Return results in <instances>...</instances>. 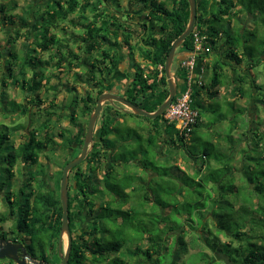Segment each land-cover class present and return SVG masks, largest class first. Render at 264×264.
<instances>
[{"label":"trees","instance_id":"1","mask_svg":"<svg viewBox=\"0 0 264 264\" xmlns=\"http://www.w3.org/2000/svg\"><path fill=\"white\" fill-rule=\"evenodd\" d=\"M47 1L44 9L35 10L38 11V15L31 24L32 29H36L35 34L31 29L27 33L39 49L51 50L53 48L56 50L51 56L52 59L54 54H57L56 56L63 54L60 46L62 40L51 31L53 25L56 26L60 23L66 25L70 23L73 27H82L83 33L74 36L80 37L84 42V51L92 53L96 49L102 48L103 44L108 47L103 50V59L93 58L91 67L87 71L89 80L99 86L97 95L94 97L87 92L85 96H80L76 93L72 103L69 102L68 108H73L70 114L71 124L73 127H78L79 99L83 101V106L79 107L81 116H90L99 95L105 91L104 87L107 86L105 85L106 77L102 74L103 69L98 64L106 63L105 60H109L112 64L110 68L116 67L120 70L119 61L123 57L120 53V49L123 47L120 35L124 37V43L130 46L131 39L128 36L138 33V29L124 25L118 14L121 11H118L117 8L115 9L118 12L114 11L109 16L108 14L101 16L102 12L99 11V7H102L103 4H100V0H93L94 2L85 0L84 3H79L78 0ZM95 1H98L99 6H96ZM109 1L111 5L121 6L120 0ZM139 1L143 4L141 8L148 9L146 19L150 22L148 23L144 19V22L140 23L148 35L146 40L148 47L143 50L142 56L146 62L145 67L151 65L153 68L147 70L137 63L132 51L130 53V58L133 60L131 65L133 64L135 71L132 72L130 82L124 88V97L139 107L153 112L169 96L165 61L173 41L188 25L190 3L189 0ZM170 3L172 4L169 5ZM34 6L35 4L29 5L30 15ZM199 6L203 11L197 16L193 32L187 36L180 47L187 51L192 50L194 33L200 31L208 35V42L212 46V51L208 55H214L217 58L208 64V68L211 67L214 72L211 80L192 94L193 106L198 110L194 129L189 136L181 135L175 128V124L169 123L164 115L151 119L137 115L130 110L118 109L109 103L103 106L100 129L96 131L92 149L85 159L90 164V172L86 177H78L81 173L77 171L82 163L77 164L71 170L76 171V180L73 186L77 190V196L81 198L82 205L78 209L79 213L73 210L74 197L71 194L73 186L69 181V219L72 235L69 264H87L88 261H91V264H264V128L250 125L251 118L247 114L248 107L246 105H237L236 101L229 99L224 103L218 101L221 87L224 84L223 78H228L226 68L231 67L235 72L232 78L235 83L232 93L236 95V92H239L242 98L255 101L258 110L264 109V83H259V74L253 71L255 67L264 65V24H258L259 10L251 9L250 4L245 0H197V12ZM237 6L238 9H236ZM89 8L94 17L89 23H85L81 17L86 16V11ZM261 8L264 13V6ZM244 10L253 16V25L234 26L232 22L236 19L241 20L239 16ZM0 11L7 12L4 6L0 7ZM75 13L80 15L77 17L78 19L73 16ZM263 15H260V20L264 22ZM9 17L12 18V15L9 14ZM10 20L13 22V19ZM154 21L159 23V31H156ZM225 25L228 29L224 27ZM122 29L130 34L120 33L119 31ZM19 32L16 33V36H20ZM112 35H115L114 39H111ZM16 36H11V39ZM13 42L14 40H8L9 44ZM12 46L13 44H11L10 50L7 49L10 56L5 61L9 72L7 78H12L15 83L20 82L22 89L27 91L26 97L30 95L29 101L39 104L41 99L37 94L44 84L43 80H49L45 72L37 69L30 78L25 75L17 77L14 68L20 59L35 66L33 59L38 58V55L35 53L32 56L29 50L20 55L12 51ZM34 51L37 52V49ZM4 54L5 51L0 49L1 59ZM67 55L78 58L72 47H69ZM62 61L63 57L60 58L59 63ZM244 61H246L245 67L248 71L237 72L239 66L234 64ZM73 64H75L73 61L68 62V67ZM159 65L163 66L162 75H160ZM97 69L101 73V77H98ZM118 70L112 71L117 80L127 76L130 72L122 74L118 73ZM77 75L78 73H76L78 79ZM188 75V68L182 66L181 63L176 65L174 76L177 88L178 79L187 82ZM7 84L8 81L2 79L4 92H6ZM256 88H258L257 92ZM72 90H76V87H72L70 91L72 92ZM4 92L2 97L5 95ZM180 94L178 90L174 101ZM205 97L215 98L219 103H209ZM13 102L16 106L22 107L21 115L28 113L29 109L24 103L15 100ZM222 106L225 107L226 112L222 110L218 115H214V111L222 109ZM200 108H203L204 114ZM46 114V121H43L40 127L30 131L26 141L17 146L16 153L10 152L6 156L0 153V160L3 158L8 160L9 165L3 168V171L6 172L10 180L15 176L14 170L19 160L28 165H37L40 153L62 148L67 152V157L62 165L64 168L73 159V156H76L77 149L83 147L84 139L79 140L82 132L79 130V133L78 131L75 133L72 126L64 128L58 133L61 137L60 142L52 136H48V131L45 135H38L37 130L40 133L49 127L47 120L54 113L46 111ZM134 115L150 123L145 143L148 148L154 150L155 160H161L160 154H158V138L164 133L163 128L167 126L166 131L174 128L176 135L172 134L173 136L170 138H164V142L177 146V148H183L188 157L196 163V167L193 168V171L188 172L178 165L175 166L177 177L183 180V183L178 185L173 183L176 192L178 191L179 195H182L181 202L179 198H176L175 204L168 205L169 209H165L161 204L163 202L160 201L157 204V209L153 208L148 219L142 218L139 221V227L135 229V232L124 234L123 226L132 222L129 217L132 211L137 208L136 204L131 201L136 195L144 192V189H141L142 185L146 187L149 181L153 180L158 183L157 176L161 174L160 171L154 170L155 166L150 169L147 160L143 161L140 158L143 153L149 157V149L146 146L142 145L141 151L135 150L131 159H128L125 151L120 152L119 148L124 145V142L119 141L121 128L116 123L121 117ZM205 116L206 122L203 118ZM258 121L264 125V118L260 115L257 117ZM203 123L207 126L208 135L205 136L212 143L197 152V150L191 149L192 144L189 142L198 140L199 129ZM218 123H221L218 126L219 129L214 130ZM17 128L18 126L13 127L14 130ZM129 130L132 129L129 128ZM7 135L4 134L2 139H8ZM4 141L0 142V149ZM241 141H244L245 144L242 147ZM69 150H73V152L69 153ZM235 150L240 156L239 165L233 163ZM129 163L141 170L151 171L154 175L147 182L146 178L134 171L127 172ZM102 165H105L102 179L104 186L100 187L101 181L97 179L95 172L101 169ZM121 165L122 168H120ZM3 171L0 167V176ZM40 173L41 170L37 172V174ZM237 173L240 174L239 177H237ZM62 175L63 169L59 171L54 188H44L45 181L43 180L45 179L42 176V179L38 180L36 184L39 190H36L32 182H28L29 179L32 181L36 179L35 172L30 171L29 178L26 179L23 186L31 188L27 194L26 189L22 188L24 198H17L10 189L7 194L5 192L10 213L15 215L17 210L19 214L15 224L16 232L29 237L27 245L29 254L36 259H44L52 264L61 263L59 253L55 252L53 255L52 249L58 245L62 229L63 212L60 199ZM132 176L138 177V180L129 181ZM230 179L231 181H229ZM1 180L0 177V189L4 191L6 183ZM136 182L140 186L136 185L137 187L132 188L133 183ZM43 188L45 190H42ZM95 198L103 200L97 209H94ZM125 206L128 208L124 209ZM145 210L147 212L148 208L146 207ZM77 214H86L87 217H90L91 220L87 222L86 229L77 228L79 224ZM5 219L6 217L0 218V222ZM178 230L180 233H175ZM78 232H80L79 236H76ZM220 234L225 235L227 240H223ZM170 239H173L172 242ZM191 248H198V251L191 253ZM120 253L126 254L129 259H121L118 255ZM219 256L220 258H218ZM9 264L15 263L10 261Z\"/></svg>","mask_w":264,"mask_h":264},{"label":"rangeland","instance_id":"2","mask_svg":"<svg viewBox=\"0 0 264 264\" xmlns=\"http://www.w3.org/2000/svg\"><path fill=\"white\" fill-rule=\"evenodd\" d=\"M79 3H84L85 0H78ZM93 1V0H90ZM134 2V0H131ZM47 0H0V7L4 6L7 10V12L0 11V49L5 51V54L2 56V59L0 58V142L4 141V144L2 145V148L0 149V153L3 156L8 155L10 152L16 153L17 152V146L23 142L26 141L27 135L30 133L31 130H34V128H37L38 126H41V123L43 121H46L47 114L46 111H52L54 114L48 118L47 122L49 127L45 129L44 131L38 133V135H45L47 133L48 136H52L56 141L60 142L61 137L59 136V132L64 128H70L72 126L70 121V114L73 111V108H68L69 102L72 103V99L75 94H79L80 96H85L87 92L90 93L92 96H96L98 93L99 86L94 84L93 81L89 80V75L87 76V71L91 67V63L93 58H100L103 59L102 53L104 48L107 47L106 44H103L102 48L96 49L94 52L90 53L88 51H84L85 45L82 39L78 35L83 33L82 27H73L70 23L64 24L60 23L56 26L51 27V31L56 33V35L62 40L61 41V48L63 54V61L59 63V60L61 55L56 56L57 54H54V58L52 59V54L55 49L51 50H45L36 46V43L33 42L32 37H28L27 31L30 29L33 30V33L35 34L36 29H32L31 24L35 21V18L38 15V11H35L36 9H44L45 4L47 3ZM94 2V1H93ZM100 4L102 7H99V11H101V16L105 14L113 13L115 11H121L118 12V14L121 17V21L124 25L130 26L132 29H138V33H132L128 31H124L123 29L119 31L120 33L124 32L125 34H130V46L126 45L124 43L125 40H123V36L120 35V41L121 44H123V47H126L124 50V54L122 57V60L119 61V68H128L133 67L131 65L132 61L130 58V53L133 51V55L136 59V62L144 65L145 62L142 55H143V42L142 40L145 38L147 39L148 36L146 31L144 30L143 26L140 24L144 22V19H146L147 15V8H141L140 12H133L134 10L138 9V5H143L142 2L137 0V3L135 6H132L130 9L129 3L130 0H120L121 6L119 5H111L110 1L108 0H100ZM114 2V1H112ZM245 2L249 3L251 6V9H258V24L263 25L264 22L261 19V16L264 14L263 9L261 7L264 6V0H245ZM96 6H99L98 1ZM35 4L34 10H32V14H29V5ZM170 3L169 5H171ZM44 6V7H43ZM117 8L118 11L115 9ZM239 7L237 6L236 9ZM203 11L202 7H198V14H200ZM260 12V13H259ZM9 14L12 15V18L9 17ZM130 14V15H129ZM261 15V16H260ZM76 19L77 17H80L79 13H75L73 15ZM87 16V17H86ZM86 16H82V20L85 23H89V21L94 17L92 15V11L89 8L86 11ZM264 16V15H263ZM252 15H250L247 11H242L239 18L241 20L236 19L232 24L234 26H239V24H243L245 26L253 25ZM140 20H136V19ZM10 19H13V22H11ZM139 21V22H138ZM146 21L150 23L147 19ZM119 22V21H117ZM136 24V26H135ZM154 26L156 27V31H159V23L157 21L153 22ZM219 24V23H218ZM226 27V25L224 26ZM228 29V27H226ZM19 32L20 36H16V33ZM16 36L11 39V36ZM115 35H112L111 39H114ZM127 36V35H126ZM125 36V37H126ZM132 36V37H131ZM261 37V36H260ZM14 40L13 43H8V40ZM11 44H13L12 51H15L19 53L20 55H23L25 52L29 50L30 53H32V56H34L35 53H37L38 58H34L33 62L35 63V66H33L30 62H25L24 59H20L16 62L15 68V76L20 77L22 75H25L27 78L32 77L35 70H43L49 79L48 81L43 80V86L38 92V96L41 99V102L39 104H36L34 102H30V95L26 97L27 91L23 90L20 82L15 83V81L12 78H7L9 72L7 71V67L5 66L6 59L10 56L7 52V49H11ZM27 45V46H26ZM69 47L73 48V52L78 56V58H73L71 55H67ZM123 47L120 50H123ZM108 48V47H107ZM180 48V47H179ZM34 49H37V52L34 51ZM132 49V50H131ZM56 51V50H55ZM56 56V57H55ZM71 56V58H70ZM217 56L212 55L211 60L209 64L215 59ZM2 60V61H1ZM47 61H50L47 63ZM73 61V64L71 67H68V62ZM82 61V62H81ZM106 63H99L98 66L103 69L102 74L106 77V84L107 86L104 87L106 91L115 92L121 96H124V88L126 85L130 82L132 72L128 73V70L126 71L128 75L123 77L120 80H117V77L114 75V70L116 67L110 68L112 65L109 60H105ZM47 63V64H45ZM78 64V65H77ZM238 65L237 72H247L248 69L246 66V61L241 62L240 64H234ZM145 67V66H144ZM176 65L173 66V70H175ZM147 70L150 67H145ZM151 69V68H150ZM255 73H258V81L259 83H264V65L257 66L255 69H253ZM76 73H78V79L76 78ZM213 69L209 67L207 68V72L205 74L206 84L211 80L213 76ZM226 75L228 78H223L224 84L221 88V94L218 98V101L221 103H224L225 100H232L236 101L237 105H246L247 108V114L250 116V125L253 127H262L264 128V125L261 122H257V117L260 115L264 118V109L258 110L257 105L255 101H252L250 99L242 98L240 96L239 92H236V95L232 93V90L234 89L235 83H233L232 78L234 75V70L231 69V67L226 68ZM250 73V71H249ZM123 74V73H122ZM97 75L98 77H101V73L97 69ZM2 79H6L8 81V84L6 87V92L2 90ZM76 87V90L70 91L72 87ZM258 88L255 89L257 92ZM5 93L4 97H2V93ZM21 102L24 103L27 108L29 109L28 113H22V107L16 106L15 102ZM206 101L209 103H215L217 99H210L206 98ZM107 103L114 104L116 107H124L125 109H130L127 106H124L123 104L114 101L109 102L106 101L103 106H105ZM219 103V102H218ZM83 106V101L79 99V107ZM78 107V113H79V126L78 127H71L73 128V131L75 133H79V130L82 132L80 133V138H85V134L88 127L89 117L88 115L81 116L80 108ZM215 109H217L215 107ZM202 114L203 108H200ZM226 112L225 107L222 106V109H217L214 111V115H218L219 113ZM204 122L207 121L206 116L203 117ZM213 120V118H212ZM228 121V120H223ZM101 122V113L99 115V118L97 120V123L95 125V133L100 127ZM119 128H121L120 135H119V141H123L124 145L120 147V152L126 153L128 159H131L134 156L135 150H140L141 146H146L145 138L148 136V128L150 127V123L147 121L145 122L144 119L141 120V118H137L136 116H128L125 117L123 121L119 119V122L116 123ZM221 123L216 124V127L214 130L219 129L218 126H220ZM14 126H18L17 129H13ZM129 128L132 130L130 131ZM176 128V127H175ZM207 126L206 124H202L200 131V137H198V140H194L193 142H189L192 145L190 146L191 149L198 150L203 149L205 146L211 145V141L209 138H207L205 135H208L207 133ZM40 129V128H38ZM94 133V136L96 135ZM4 134H8V139H2ZM169 136V137H168ZM165 136L164 133L159 136L158 138V154H160L161 160H155V152L153 149H149V157H146V155L141 156L140 158L143 161L147 160V164L152 169L154 166L155 171H160L161 174L157 176V181H149L150 177H152L154 174L150 171L141 170V168H136L135 165L129 163L127 172L134 171L135 173L141 175L143 178H146L147 182L149 181L148 185L145 187L142 185L141 189L144 191L143 193L136 195L132 203L136 204L137 208L135 211H132L129 219L132 222H129L127 226H123L124 228V234H128L129 232L133 233L135 232V229L139 227V221L142 218H147L151 216V212L153 208L157 209L158 203L162 201L163 206L165 209H169L170 206L168 205H174L176 202V198H179V201H182V195H179L178 191L175 190V185H178L179 183H183L182 178L177 177V169L175 166H180L181 169L186 170L188 172L193 171V168L196 167V163L188 157V155L185 153L184 149L177 146H174L172 144H166L164 142V138H170L173 135ZM175 136V134H174ZM42 137V136H40ZM94 142V141H93ZM99 142V141H98ZM244 141H241V147L244 146ZM92 149V146L90 150ZM89 150V152H90ZM141 151V150H140ZM69 153H72L73 150H69ZM76 156H73V159L76 158L78 155L82 152V147L78 148L76 151ZM89 154V153H88ZM235 154V160L233 161L234 164L239 165L240 164V156L237 150L234 151ZM67 157V152L64 151L62 148H57L55 150H46L45 152L40 153V160L37 165H28L25 162H22L19 160L15 167V176L10 180L9 177H7V174L5 171H3V168L8 167L9 163L6 159L0 160V167L3 173L1 174V181L5 182V189L4 191L0 189V218L6 217L5 221L0 222V226L3 228V230L6 231L7 235L12 238L14 235H16V229L15 224L17 218H19V214L16 210L15 215H12L10 213V206L8 205L5 192L6 194L9 192V189L12 190V193L17 197L24 198V194L22 195V188L26 189V194L28 193V190L31 187H25L23 186L26 179L29 178L30 171L35 172L36 179L28 180L32 182L33 187L36 190H39L36 186L38 183V180L42 179L44 183V188H54L55 182L59 176V171L62 170V165L65 161V158ZM86 159V158H85ZM85 159L81 162V166L78 173H81L78 175V177L83 178L86 177L90 172V164H88ZM106 161V160H105ZM170 161V162H169ZM104 168L105 165L101 166V169L97 170L95 172L97 179H99L101 182L100 187L104 186L102 183V179L104 176ZM122 168V165L120 166ZM41 170L40 174H37V172ZM207 171V169H205ZM238 174V173H237ZM161 175V176H160ZM179 176V175H178ZM240 174H238L237 177H239ZM193 177V176H192ZM76 180V171H71L69 174V181L70 184L73 186L74 181ZM137 181L138 177H131L129 181ZM116 181V180H115ZM231 181V179L229 180ZM238 182V179H237ZM174 183V184H173ZM140 186L137 182L132 185V188H135L137 186ZM42 190H45V189ZM214 188V185H213ZM132 190V189H131ZM138 190V188H137ZM135 191L138 192V191ZM72 197H74V205L73 210L76 213L78 212V209L81 207L82 203L80 202L81 198L80 196H77V190L73 186V189L71 190ZM137 194V193H136ZM77 196V197H76ZM147 198V199H146ZM95 208L97 209L103 202L101 198H95ZM146 204H145V203ZM151 204V205H150ZM146 207L148 208L147 212H150L149 214L146 212ZM128 207L125 206L124 209H127ZM18 209V206H17ZM161 209V208H160ZM159 210V208H158ZM196 216V215H195ZM78 222L77 228L80 230L87 228V222H89L91 219L90 217H87L86 214H77ZM199 217V216H198ZM197 217V219H198ZM200 219V218H199ZM212 223V221H210ZM121 228V227H120ZM79 233H76V236H79ZM175 233H180V231H176ZM123 234V235H124ZM21 237H25L26 241L29 242V237L21 233ZM118 237V236H117ZM116 237V238H117ZM220 237L223 240H227V237L223 234H220ZM189 239V237L187 236ZM173 239H170L172 242ZM67 244V236H65V244L63 245L62 253H64V249L66 248ZM59 245V243H58ZM58 245L52 249V254L55 252H58ZM198 248H191L190 252L194 253L197 252ZM54 255V254H53ZM121 259L127 260L129 259L128 256L124 253L118 254ZM220 258V256L218 257ZM183 259H185V256H183ZM132 261V260H130ZM1 263L6 264V260H0ZM32 264V263H29ZM60 264V263H58ZM87 264H91V261H88Z\"/></svg>","mask_w":264,"mask_h":264},{"label":"water","instance_id":"3","mask_svg":"<svg viewBox=\"0 0 264 264\" xmlns=\"http://www.w3.org/2000/svg\"><path fill=\"white\" fill-rule=\"evenodd\" d=\"M190 3V18L186 29L173 41L172 47L168 53V56L165 61V74L167 78V82L169 85V96L167 99L160 105V107L153 111L149 112L132 101L128 100L124 96H121L115 92L105 91L99 95L96 106L93 109L92 113L89 117L88 127L85 134L84 144L82 147V152L76 158L69 161L65 167L63 168V175L61 180L60 187V199L62 202V229L59 237V245H58V253L61 257L60 264H69V258L71 255L72 249V235L70 229V219H69V174L71 170L79 163H81L88 155L89 150L94 141V133H95V125L99 118V115L103 109V104L106 101L114 102L117 101L124 106L130 108L129 110L134 112L137 115H142L154 119L158 116H162L166 113L168 107L173 103L174 98L178 94V88L175 76L173 74V63L177 54V49L182 45L183 41L189 36L196 25V20L198 16L197 12V0H189ZM65 236H67V244L64 249V253H62L63 245L65 244ZM22 250L23 258L20 259L19 251ZM0 258H9L14 260L19 264H52L44 259H36L32 257L28 251L26 246L23 243L13 242L10 240H5V238L0 237Z\"/></svg>","mask_w":264,"mask_h":264},{"label":"built area","instance_id":"4","mask_svg":"<svg viewBox=\"0 0 264 264\" xmlns=\"http://www.w3.org/2000/svg\"><path fill=\"white\" fill-rule=\"evenodd\" d=\"M208 35L200 31L194 33V47L191 50L194 54L199 52H211V46L207 45ZM183 66L191 70L194 66V57L186 59ZM162 65H159L160 75H162ZM193 91L187 88L177 98L176 101L168 107L164 114L169 123H174L179 133L189 136L197 123L198 110L193 106Z\"/></svg>","mask_w":264,"mask_h":264},{"label":"crops","instance_id":"5","mask_svg":"<svg viewBox=\"0 0 264 264\" xmlns=\"http://www.w3.org/2000/svg\"><path fill=\"white\" fill-rule=\"evenodd\" d=\"M136 4H138L137 3V0H134V2H132L131 0H130V3H129V7H130V9L132 8V6H134V8L136 9V7L137 6H135ZM138 9H136V10H134L133 12H140V10H141V5H138V7H137ZM136 20H140L139 18L138 19H136ZM139 22V21H138ZM135 26H136V24H135ZM132 36H133V34H132ZM146 36H148V35H146ZM147 39H148V37H147ZM147 39H143L142 40V42H143V46H145V47H143V50H145L147 47H148V45H146V40ZM207 45H210V44H207ZM211 46V45H210ZM125 48L126 47H123V50H120V53L123 55L125 52H124V50H125ZM211 48H212V46H211ZM212 51V50H211ZM133 52H134V49H133ZM210 53V52H209ZM214 53V52H213ZM212 56V55H211ZM211 56L210 55H208V53H206V52H199V53H196V54H194L191 50H189V51H187V50H185L184 48H182V47H180V48H178L177 49V54H176V57H175V60H174V63H173V66L174 65H177V64H179V63H181L182 64V66H183V62L186 60V59H189V58H191V57H194V66H193V68L191 69V70H189V75H188V81L187 82H184L183 80H179L178 79V83H179V85H178V90H179V92L180 93H182L183 91H185L187 88H191L192 89V91L194 92V91H196V90H199V89H201L200 87L202 86V85H206V79H205V74H206V72H207V68H208V64H209V62H210V60H211ZM143 57V56H142ZM122 59V58H121ZM144 65H142V66H145L146 65V62H144L143 63ZM148 67H150L151 69L153 68V66H151V65H148ZM209 69V68H208ZM130 71V72H134L135 71V67H124V68H122V69H120V70H118V73H124V72H126V71ZM172 70H173V68H172ZM173 74H174V70H173ZM223 83H224V81H223ZM222 88V87H221ZM106 91V90H105ZM205 99H206V97H205ZM110 104V103H109ZM110 105H114V104H110ZM115 106V105H114ZM118 109H121V110H124V111H127L128 109H125V108H120V107H117ZM135 116V115H134ZM128 117V116H127ZM125 118V117H124ZM124 118L123 117H121V118H119L121 121H123L124 120ZM138 118V117H137ZM141 120H142V118H141ZM145 122H147L146 120H145ZM164 122V121H163ZM163 125L164 126H166L165 125V123H163ZM176 127V126H175ZM166 128H167V126L166 127H164L163 129V131H164V135L165 136H168V135H174L175 134V129L174 128H171L170 129V131H166ZM176 135V134H175ZM112 137H113V135H112ZM169 137V136H168Z\"/></svg>","mask_w":264,"mask_h":264},{"label":"flooded vegetation","instance_id":"6","mask_svg":"<svg viewBox=\"0 0 264 264\" xmlns=\"http://www.w3.org/2000/svg\"><path fill=\"white\" fill-rule=\"evenodd\" d=\"M0 237L5 238V240H10V241H13V242H18V243H23L26 246L27 251L29 253V250H28V247H27V245L29 244V242L26 241V238L25 237H21V233L20 232H16V235H14L12 238H10L7 235L6 231L3 230V228L0 227ZM19 254L20 255L22 254V250L19 251ZM22 258H23V256L21 255L20 256V259H22ZM0 260H6L7 261L6 264H9L10 261L14 262L15 264H19V263L15 262L14 260L9 259V258H0ZM0 264H4V263H1L0 262ZM27 264H29V262Z\"/></svg>","mask_w":264,"mask_h":264},{"label":"bare ground","instance_id":"7","mask_svg":"<svg viewBox=\"0 0 264 264\" xmlns=\"http://www.w3.org/2000/svg\"><path fill=\"white\" fill-rule=\"evenodd\" d=\"M9 173V172H8ZM8 177V176H7ZM79 193V192H78ZM84 203V202H83Z\"/></svg>","mask_w":264,"mask_h":264}]
</instances>
